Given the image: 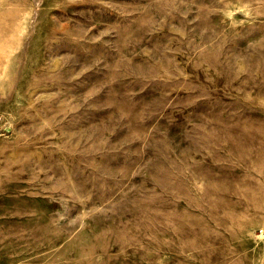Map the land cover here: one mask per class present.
Returning a JSON list of instances; mask_svg holds the SVG:
<instances>
[{
    "label": "rangeland",
    "instance_id": "obj_1",
    "mask_svg": "<svg viewBox=\"0 0 264 264\" xmlns=\"http://www.w3.org/2000/svg\"><path fill=\"white\" fill-rule=\"evenodd\" d=\"M0 264H264V0H0Z\"/></svg>",
    "mask_w": 264,
    "mask_h": 264
},
{
    "label": "bare ground",
    "instance_id": "obj_2",
    "mask_svg": "<svg viewBox=\"0 0 264 264\" xmlns=\"http://www.w3.org/2000/svg\"><path fill=\"white\" fill-rule=\"evenodd\" d=\"M2 21V20H1ZM8 22V21H7Z\"/></svg>",
    "mask_w": 264,
    "mask_h": 264
}]
</instances>
